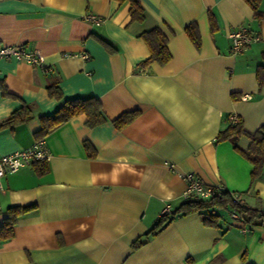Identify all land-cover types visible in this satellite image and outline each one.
Here are the masks:
<instances>
[{
    "label": "crops",
    "instance_id": "obj_1",
    "mask_svg": "<svg viewBox=\"0 0 264 264\" xmlns=\"http://www.w3.org/2000/svg\"><path fill=\"white\" fill-rule=\"evenodd\" d=\"M138 1L141 22L132 20L128 1L0 0V43L44 58L43 66L0 59V120L23 104L33 114L0 130V156L33 144L40 117L69 99L93 96L106 117L93 127L85 114L59 124L42 137L47 172L37 174L32 163L2 179L0 227L10 207L33 208L0 239V264H264V227L219 208L218 226L204 224L198 212L176 216L132 247L166 205L184 202L186 173L264 210V171L251 182L252 163L242 154L249 134L264 126L256 74L264 65V20L245 0ZM87 13L102 23L84 20ZM191 23L198 45L186 32ZM241 25L259 40L234 52L228 33ZM154 27L167 36L164 64L147 61L141 33ZM52 83L61 99L48 95ZM132 111L137 115L119 127L114 120ZM230 115L240 117L244 133L219 140Z\"/></svg>",
    "mask_w": 264,
    "mask_h": 264
},
{
    "label": "trees",
    "instance_id": "obj_2",
    "mask_svg": "<svg viewBox=\"0 0 264 264\" xmlns=\"http://www.w3.org/2000/svg\"><path fill=\"white\" fill-rule=\"evenodd\" d=\"M119 2L128 1L130 3V15L132 20L141 22L144 20V8L138 0H117ZM253 9V17L257 20H264V11L260 10L262 0H245ZM186 32L192 41L198 45L200 42L199 33L195 23L186 26ZM150 48V56L147 61L155 60L160 64L166 63L171 54L167 48V36L159 27H154L141 33ZM257 80L260 88H264V65H259L256 70ZM48 95L52 98L61 99L60 88L52 83L47 86ZM85 114L86 124L89 127L96 126L106 120L98 99L93 96L76 97L64 102L53 114L40 117L41 127L36 132V139L46 136L54 127L66 122L73 116ZM137 115L136 111L125 112L118 116L114 121L119 127L130 122ZM33 117L31 108L27 104L11 112L7 117L0 120V130L3 128L13 129L15 126L28 122ZM244 133L241 119L237 116V121L230 123L225 129L219 132L218 139L234 140ZM250 144L242 154L252 163L250 171L251 182L255 181L264 171V126L258 128L254 133L249 134ZM84 147L90 157L94 155V149L88 142ZM32 166L37 174L48 171L45 160L34 161ZM33 206H13L8 209V216L0 227V239H8L13 235V226L18 216L32 209ZM216 208L226 210L230 214L234 213L240 222L252 226L264 227V210H258L247 206L245 203L237 202L232 193L226 189H221L219 194H214L208 199H185L184 202L173 209L170 214L159 215L154 225L132 243L133 248H138L146 243L151 236L156 235L161 229L168 225L176 216L187 215L198 212L203 217L204 224L208 226H218L221 215L215 211Z\"/></svg>",
    "mask_w": 264,
    "mask_h": 264
},
{
    "label": "built area",
    "instance_id": "obj_3",
    "mask_svg": "<svg viewBox=\"0 0 264 264\" xmlns=\"http://www.w3.org/2000/svg\"><path fill=\"white\" fill-rule=\"evenodd\" d=\"M84 20L89 21L95 25H100L103 19L93 13H87L83 16ZM228 36L232 43V49L234 52H239L245 49L247 46L259 40V35L246 28L245 26H238L232 29ZM82 57L87 58L86 54ZM0 59H16L25 60L36 66H43L44 58L41 53L37 50H26L19 45H6L0 43ZM243 98H250V95H242ZM230 123L237 121V115L229 116ZM49 153L45 147L43 138L37 139L29 147L16 150L12 153L4 154L0 156V193L3 191L2 179L8 174L17 172L19 169L26 165L32 164L37 160H48ZM186 182L187 188L184 192V199H208L214 194H219L220 190L223 189L221 185L210 186L204 184L199 177L194 176L191 173L183 175ZM233 198L237 202H242L239 196L232 193ZM173 209L166 205L160 215L170 214ZM231 218L239 221L237 215L234 213L230 214Z\"/></svg>",
    "mask_w": 264,
    "mask_h": 264
},
{
    "label": "snow or ice",
    "instance_id": "obj_4",
    "mask_svg": "<svg viewBox=\"0 0 264 264\" xmlns=\"http://www.w3.org/2000/svg\"><path fill=\"white\" fill-rule=\"evenodd\" d=\"M14 7H23L22 5H13ZM5 6L4 5H0V10H3Z\"/></svg>",
    "mask_w": 264,
    "mask_h": 264
}]
</instances>
